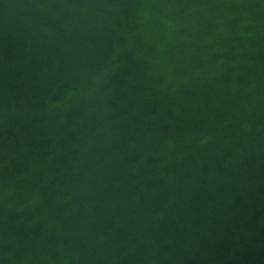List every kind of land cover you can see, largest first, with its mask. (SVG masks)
<instances>
[{
  "label": "water",
  "instance_id": "water-1",
  "mask_svg": "<svg viewBox=\"0 0 264 264\" xmlns=\"http://www.w3.org/2000/svg\"><path fill=\"white\" fill-rule=\"evenodd\" d=\"M0 264H264V0H0Z\"/></svg>",
  "mask_w": 264,
  "mask_h": 264
}]
</instances>
